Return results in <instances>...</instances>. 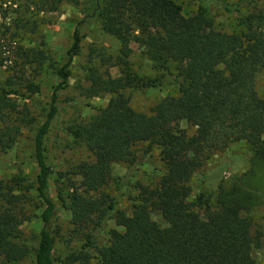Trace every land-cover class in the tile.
Returning a JSON list of instances; mask_svg holds the SVG:
<instances>
[{"label":"trees","instance_id":"16d2710c","mask_svg":"<svg viewBox=\"0 0 264 264\" xmlns=\"http://www.w3.org/2000/svg\"><path fill=\"white\" fill-rule=\"evenodd\" d=\"M62 1L0 0V65L6 62L9 71L0 83V151L13 146L26 122V115H17V97L39 91L31 68L37 71L49 57L45 41L34 38L39 15L57 11ZM93 21L117 40L118 48L102 53L100 64H88L84 95L111 96L88 121L66 129L91 158L76 165L79 181L58 195L60 205L50 183L45 139L58 112L56 92L67 85L82 29ZM243 22L242 30L224 32L204 9L185 12L173 0H92L72 29L61 65L54 67L59 81L33 136L35 190L43 204L34 244L22 237L24 195L15 192L19 178L0 180V264L28 256L33 264H56L55 220L62 209L68 214L67 230L78 241L62 264H258L252 249L259 241L250 218L242 214L241 199L222 192L216 199L204 194L190 198L194 172L232 143H246L264 161V97L255 88L264 68V13H249ZM133 43L154 68L175 81L176 74L181 77L176 90L164 94L150 113L135 110L115 79L100 69L118 65L126 83L135 86L128 56ZM180 121L194 127V133L175 128ZM141 142L147 143L145 152L153 145L159 148L163 168L153 185L138 186L127 214L103 187L113 163L136 164L134 147ZM153 211L164 224L152 217ZM108 219L121 229H110L107 242L99 244L96 234Z\"/></svg>","mask_w":264,"mask_h":264},{"label":"rangeland","instance_id":"374dc122","mask_svg":"<svg viewBox=\"0 0 264 264\" xmlns=\"http://www.w3.org/2000/svg\"><path fill=\"white\" fill-rule=\"evenodd\" d=\"M92 0H63L55 12H45L41 17L34 38L45 41L49 55L37 71L31 68V80L39 85V91L27 97H17L18 116L26 115V122L20 125L13 146L7 151H0V180L10 181L19 179L15 192L23 194L24 222L21 225L22 237L31 244L36 242L40 227V212L43 204L35 190V175L37 167L34 164L33 136L40 123L45 119L46 107L50 102L54 85L59 81L54 67L60 66L63 53L71 44V33L75 24L82 18L83 11ZM179 3L185 12L204 9L213 20L217 30L224 32L240 31L243 19L249 13L262 11L264 0H173ZM225 5L234 9L228 11ZM236 7L238 9H236ZM14 18V16H13ZM83 36L80 50L74 57L70 67L67 85L56 92L58 112L46 135L45 150L47 164L51 172V186L54 197L62 205L58 195L68 191L71 182L79 181L75 173L76 165L85 159H90V153L84 145L75 141L66 130L74 123L86 122L97 113L100 107L106 105L110 93L98 97H86L84 88L88 86L86 69L92 62L99 63L102 53L116 52L118 42L115 38L104 33L97 21L87 24L82 29ZM130 68L137 77L135 86H129L121 67L111 63L101 66L102 71L108 72L116 81L121 92L130 99L131 106L140 112L150 113L154 104L167 92L176 90V81L181 77L176 74V81L169 74L154 68L148 58L142 54L138 44L133 43L128 51ZM8 63V62H7ZM100 64V63H99ZM6 62L0 65V83H3L7 71ZM36 66V64H32ZM255 88L264 97V68L257 74ZM175 128H183L188 134L194 133V127L180 121ZM147 143H138L134 147L138 160L134 166L128 162L112 164L111 175L103 190L116 200V208L130 214L138 194V186L153 185L163 168L159 148L155 145L145 152ZM191 199L204 194L213 199L218 193L235 196L241 199L242 214L250 218L252 232L259 246L252 249V255L258 264H264V161L259 158L254 149L244 142L232 143L224 151L215 154L205 161L193 174L191 182ZM228 194V195H227ZM152 217L164 224L157 211ZM54 256L56 264H62L66 252L77 246L78 241L71 237L67 230L68 214L65 209L55 220ZM121 229L114 219H108L103 229L96 234L99 244L107 242L109 230ZM93 252V251H92ZM8 264H33L32 256L19 262Z\"/></svg>","mask_w":264,"mask_h":264}]
</instances>
